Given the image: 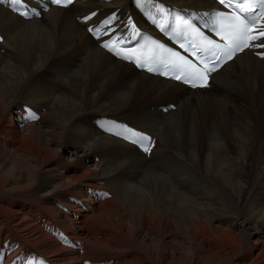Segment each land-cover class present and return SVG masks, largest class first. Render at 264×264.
<instances>
[{"label":"bare ground","instance_id":"bare-ground-1","mask_svg":"<svg viewBox=\"0 0 264 264\" xmlns=\"http://www.w3.org/2000/svg\"><path fill=\"white\" fill-rule=\"evenodd\" d=\"M136 6L0 7V264H264V61L243 52L190 91L77 22L137 21ZM125 123L156 137L149 159L117 137Z\"/></svg>","mask_w":264,"mask_h":264},{"label":"snow or ice","instance_id":"snow-or-ice-1","mask_svg":"<svg viewBox=\"0 0 264 264\" xmlns=\"http://www.w3.org/2000/svg\"><path fill=\"white\" fill-rule=\"evenodd\" d=\"M17 3L20 2V0H16ZM53 4L67 7L68 5L73 3V0H51ZM219 5L223 6L226 9H232L234 6L239 11L233 13L231 17V22L225 27L224 25V12H218L216 15L218 17V32L221 36V39L226 41V45L224 49H221L219 55L217 56V60H214L211 62V66H209L207 63L204 66L203 70H200L196 68L195 65H192V67L195 69V72L191 75H186L184 73L177 74L173 79L183 82L185 84H190L192 87H197L198 85L200 87H208V74L211 72L216 71L219 67L222 66L223 63H226L227 61L231 60L236 53L237 50L243 51L246 48L249 47H260L264 48V0H217ZM259 10V16L258 18L249 19V17H252L253 13L257 12ZM239 13H245L244 16H241ZM20 15L25 16L27 18L26 12H21ZM36 15H39V13H36ZM95 15V13H93ZM90 19V17H85L84 21L87 23V21ZM115 20V16L110 17L108 20L104 21V25L108 26L111 24V22ZM257 23H261V27L257 29L256 25ZM129 24L131 25V28L133 30L134 35H139V31L136 27V25L129 21ZM89 33H91L94 37H96L98 40L102 39L100 32V28L93 29L89 27L87 29ZM202 35V34H201ZM3 37H0V41H2ZM259 41V44H254L252 42ZM120 41V38L117 37L115 40L109 38L108 42H104L101 44L103 48H105L107 51L113 53L116 56H120L121 51L123 49L114 47V45L118 44ZM209 45H212L213 48H216L218 46L214 45L212 41H207ZM196 47V45H193ZM159 47H163V45H159ZM175 55V53H173ZM258 55L261 56V58H264V52L258 53ZM125 60H128L129 57L124 56L122 57ZM217 61H220V63H217ZM189 61H185V64H189ZM136 66L138 68H144L145 65L137 62ZM149 72L154 71L153 68L147 67L146 69ZM162 75H166V73H161ZM148 137H143V140H149ZM134 143L136 141H133ZM145 151H148L147 148L144 149Z\"/></svg>","mask_w":264,"mask_h":264},{"label":"rangeland","instance_id":"rangeland-1","mask_svg":"<svg viewBox=\"0 0 264 264\" xmlns=\"http://www.w3.org/2000/svg\"><path fill=\"white\" fill-rule=\"evenodd\" d=\"M122 125H124V124H122Z\"/></svg>","mask_w":264,"mask_h":264}]
</instances>
